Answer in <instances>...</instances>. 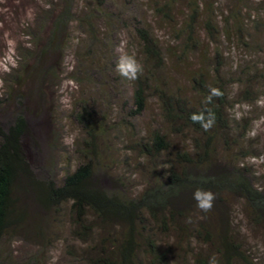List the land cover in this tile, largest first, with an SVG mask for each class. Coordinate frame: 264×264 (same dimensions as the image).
<instances>
[{"label": "trees", "instance_id": "1", "mask_svg": "<svg viewBox=\"0 0 264 264\" xmlns=\"http://www.w3.org/2000/svg\"><path fill=\"white\" fill-rule=\"evenodd\" d=\"M105 1L92 0L88 12L80 18L75 15L73 0H57L60 7L52 2L53 6L44 8L42 17L48 26L28 33L30 45L17 51L18 65L11 69L13 75L2 87L0 264H5L4 243L9 244L36 212L48 213L54 221L68 215L71 245L65 252L78 264H210L212 258L215 264H262V257L252 254L247 234L264 230V186L257 184L254 172L244 163L248 156L245 152L238 150L242 160L238 158L236 162L234 155L231 163L227 148L223 157L220 153L224 151L217 150L219 140L221 145L226 144L232 130L227 79L218 69L210 77L200 69L192 78L193 99L178 88L171 90L164 82V48L148 24L138 22L132 26L143 71L131 79L133 102L129 117L139 118L154 96L160 110L159 126L138 131L136 125L129 124L125 128L134 131L136 137L116 157L110 143H106L107 132L125 128L119 122L113 126L106 112H97L81 101L79 109L72 112L84 133L77 142L76 166L57 180L34 160L33 151L40 153L41 144L31 131L28 116H37L45 105L43 90L57 72L55 64H51L52 56L62 53L66 44L63 35L77 19L89 40L99 37L93 23L97 15L93 16L91 10L107 19L120 16L103 10ZM183 2L188 4L189 13L176 29L177 8ZM149 3L162 22L172 23L174 34L186 35L180 43L183 53L194 41L200 13L213 12L206 6L200 8L197 0ZM240 12L235 7L228 16L235 20ZM223 21L227 23L228 19L224 17ZM205 25L211 27L209 22ZM91 70L100 72V67ZM212 90L219 95H212ZM194 114L204 117L202 123H207L211 114L212 126L205 129L202 123H194ZM173 136L181 138L182 143L190 142L191 147H176ZM30 141L33 145L29 146ZM126 168L133 173H127ZM130 174H139L142 179L137 182ZM198 190L214 196L207 211L197 206L194 195ZM233 203L242 209L247 228L237 222ZM26 228L22 231L29 237ZM33 235L40 240L47 236L39 223H35ZM39 262L32 253L14 264Z\"/></svg>", "mask_w": 264, "mask_h": 264}, {"label": "rangeland", "instance_id": "2", "mask_svg": "<svg viewBox=\"0 0 264 264\" xmlns=\"http://www.w3.org/2000/svg\"><path fill=\"white\" fill-rule=\"evenodd\" d=\"M56 1L0 0V94L5 82L10 81L13 75L11 69L18 65L17 51L29 47L30 31L48 26L44 24L43 10L52 2L60 7ZM91 1L73 0L75 15L79 18L84 16ZM197 1L200 8L206 6L213 12L200 13L195 25L194 41L188 44L184 53L181 52L180 43L185 41L186 35L181 33L178 37L174 34L170 26L172 23L161 21L152 5L150 6V0H106L103 10L120 13L118 18L107 19L100 12L91 10L93 16L97 15L93 23L97 35L99 34L93 42L89 40L78 19L70 24L68 34L63 35L66 44L62 53L58 55L59 52H56L52 56L51 64H55L57 72L54 77L49 78V85L43 90L45 105L37 116H28L31 131L36 133L41 144L40 153L34 150L32 155L34 160L43 165L45 172L51 171L50 174L60 180L66 170L76 166L79 160L77 142L81 141L84 133L81 126L75 123L72 112L79 109L81 101L88 107L91 105L97 112H106L115 127L118 122L124 128L134 124L138 131L159 126L160 110L154 96L139 118L132 120L129 117L133 102L132 82L117 70L119 59L123 55L134 56L141 64L132 27L139 22L149 25L164 48V82L171 90L178 88L193 99L192 78L200 69H203L207 77L214 75L218 69L227 79L226 90L230 101L228 116L232 130L226 144L221 145L222 140H219L217 150L222 152L227 148L231 163L234 162V155L236 162L239 161L238 158L242 160V153L238 150L245 152L248 156L244 158V163L254 172L257 184L264 186V0ZM235 7L241 12L232 20L228 16L229 10ZM177 12L179 25L176 29H180V23L189 13L188 4L181 3ZM224 17L228 19L227 23L223 21ZM207 22L211 27H206ZM88 48L92 50V53L89 51L91 55L95 53L93 59L91 55L85 54L89 53ZM96 67H100V72L91 70ZM133 134L134 131L126 128L107 132L106 143H110L116 157L125 152L123 147L136 137ZM173 138L176 147H191L190 142L182 143L181 138ZM30 144L33 145L31 141L29 146ZM126 153L131 156L130 152ZM225 153L226 151L220 153V156L223 157ZM252 155L255 157H251ZM126 171L133 173L131 168H126ZM130 175L137 182L142 179L139 174ZM234 206L235 203L232 204ZM236 211L237 222L247 228V218L240 206H236ZM32 218L23 225L27 227L25 232L30 231L29 237L23 234L22 227L9 244L4 243V263H20L24 257L33 253L40 261L37 264H78L73 256L70 257L65 252L66 247L71 245L68 215L54 221L52 215L36 212ZM35 223H39L47 234L44 240L33 235ZM258 232L248 231L247 241L253 248L252 254L262 257L264 264V230L260 229Z\"/></svg>", "mask_w": 264, "mask_h": 264}, {"label": "clouds", "instance_id": "3", "mask_svg": "<svg viewBox=\"0 0 264 264\" xmlns=\"http://www.w3.org/2000/svg\"><path fill=\"white\" fill-rule=\"evenodd\" d=\"M117 70L120 72L122 76L127 79H136L140 73L143 71V66L137 62L134 56L123 55L119 59V63L117 65ZM212 95H219L216 90H212ZM210 99V98H209ZM208 119L207 123H202L204 117L202 115H193L191 119L194 123H202V126L205 129L212 126L214 122V117ZM195 200L197 201V206L202 210L207 211L212 207V201L214 199L213 194L210 192L197 191L194 195ZM210 264H215V258H212Z\"/></svg>", "mask_w": 264, "mask_h": 264}]
</instances>
